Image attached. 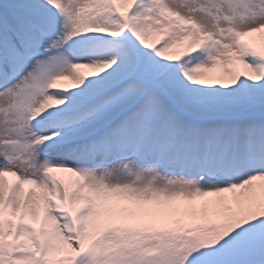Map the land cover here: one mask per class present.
I'll return each mask as SVG.
<instances>
[{"label":"snow or ice","instance_id":"1","mask_svg":"<svg viewBox=\"0 0 264 264\" xmlns=\"http://www.w3.org/2000/svg\"><path fill=\"white\" fill-rule=\"evenodd\" d=\"M0 264H264V0H0Z\"/></svg>","mask_w":264,"mask_h":264},{"label":"bare ground","instance_id":"2","mask_svg":"<svg viewBox=\"0 0 264 264\" xmlns=\"http://www.w3.org/2000/svg\"><path fill=\"white\" fill-rule=\"evenodd\" d=\"M65 176V178L67 179V174H62ZM7 179H12L11 177H7Z\"/></svg>","mask_w":264,"mask_h":264}]
</instances>
